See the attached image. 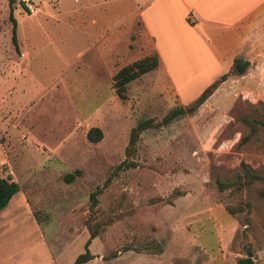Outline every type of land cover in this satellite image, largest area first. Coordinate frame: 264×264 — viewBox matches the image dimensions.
<instances>
[{"label":"rangeland","instance_id":"1","mask_svg":"<svg viewBox=\"0 0 264 264\" xmlns=\"http://www.w3.org/2000/svg\"><path fill=\"white\" fill-rule=\"evenodd\" d=\"M138 2L33 0L24 12L0 0L1 171L20 191L0 210V264H71L88 227L97 236L86 264H264V181L215 185L240 162L264 176V127L237 148L241 119L264 122V30L233 51L228 69L247 61L243 75L192 114L142 131L126 157L130 129L189 105L199 84L174 78L187 85L180 98L150 71L115 96L113 74L154 54L130 16Z\"/></svg>","mask_w":264,"mask_h":264},{"label":"crops","instance_id":"2","mask_svg":"<svg viewBox=\"0 0 264 264\" xmlns=\"http://www.w3.org/2000/svg\"><path fill=\"white\" fill-rule=\"evenodd\" d=\"M135 5L130 16L139 22L141 41L158 57L151 73L180 98L187 85L174 78L198 79L197 96L228 70L233 51L264 30V0H139ZM111 38L103 43L111 45ZM2 162L0 152V178L7 179Z\"/></svg>","mask_w":264,"mask_h":264},{"label":"trees","instance_id":"3","mask_svg":"<svg viewBox=\"0 0 264 264\" xmlns=\"http://www.w3.org/2000/svg\"><path fill=\"white\" fill-rule=\"evenodd\" d=\"M8 4H11L13 0H6ZM21 8L26 11V9L21 5ZM9 20L12 25V37L11 41L15 45L14 38V29L15 22L12 18L11 11L9 13ZM158 66V57L156 54L144 56L141 59L135 60L128 65L120 68L113 76L111 77V87L115 96L123 101L126 99L125 96V87L131 81L139 78L140 76L153 71ZM248 67L247 61L240 62L237 59L233 60L231 67L227 70V72L221 74L215 80H213L210 84H208L196 97L195 99L185 107H179L171 110L160 123H152L151 120H143L138 122L133 128L130 129L128 135L127 145L124 149V154L126 157L130 156L132 151L134 150V145L138 139L139 134L150 128H158L161 125H166L174 119L182 117L184 115L192 114L198 107H200L218 88V86L225 81V79L229 75L241 76L244 74L245 70ZM241 122L248 129V134L242 136L237 144V148H241L245 146L250 139L255 135L258 131L259 126L264 127V122H260L257 120H248L241 119ZM85 137L90 143H97L102 138V133L98 128H89L85 134ZM240 174H237L234 180L219 182L215 181V185L219 192L224 190H228L231 187H236L237 189L242 186L251 185L254 182H262L264 181V176H260L257 171L251 170L246 164L243 162L239 163ZM64 181L70 182L73 179L72 174H66L64 176ZM18 192V187L15 183L11 182L10 179L0 178V210H2L11 199ZM95 193H91L89 195V199L91 201V206L95 205ZM257 195L259 198H264V188L259 189L257 191ZM88 239L85 241L83 246V252L78 254L71 264H86L93 259V255L90 254L88 250L89 242L94 239L97 234L95 231L91 230L89 227L87 228ZM236 264H253L251 259L249 258H240L236 260Z\"/></svg>","mask_w":264,"mask_h":264},{"label":"built area","instance_id":"4","mask_svg":"<svg viewBox=\"0 0 264 264\" xmlns=\"http://www.w3.org/2000/svg\"><path fill=\"white\" fill-rule=\"evenodd\" d=\"M19 4L23 5L26 11H32L34 9L33 1L32 0H15Z\"/></svg>","mask_w":264,"mask_h":264}]
</instances>
